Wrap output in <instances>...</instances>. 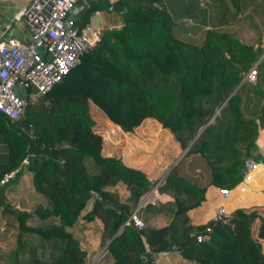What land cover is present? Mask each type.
Returning <instances> with one entry per match:
<instances>
[{"label":"trees","instance_id":"16d2710c","mask_svg":"<svg viewBox=\"0 0 264 264\" xmlns=\"http://www.w3.org/2000/svg\"><path fill=\"white\" fill-rule=\"evenodd\" d=\"M225 1L235 13L254 0ZM108 5L120 13L121 26L102 30L80 63L29 103L22 118L0 115V137L7 147L0 179L14 171L0 184V264H86L75 235L78 219L100 222L99 245L108 264H155V256L168 251L187 264H264L259 241L264 240V209L235 206L216 221L200 224H192L188 215L204 200L208 185L234 190L243 180L244 159L264 163L257 151L264 117V47L259 41L242 43L224 29L189 38L187 33L198 28L180 20L196 14L205 20L207 11L197 0H92L76 25ZM254 64L255 82H241ZM89 103L123 131L154 119L180 149L188 146L185 155L203 160L206 184L174 165L158 185L173 201L139 209L163 214V226L123 225L151 182L119 158L100 154ZM22 169L30 174L36 195L29 209L16 207L8 195ZM118 182L128 191L124 199L108 188Z\"/></svg>","mask_w":264,"mask_h":264},{"label":"crops","instance_id":"0c3cea01","mask_svg":"<svg viewBox=\"0 0 264 264\" xmlns=\"http://www.w3.org/2000/svg\"><path fill=\"white\" fill-rule=\"evenodd\" d=\"M29 0H0V43L7 42L9 40L15 42H25L29 40V34L25 28L22 20L19 17L20 9ZM114 1V0H113ZM198 4L207 11L206 18L196 14L193 18L181 19V22H185L190 26H195L196 29L194 33L188 32L187 36L189 38H194L196 33L202 32L204 30H229L233 32L234 36L245 44H254L259 41V45L264 47V0H254L249 6H246L244 10L239 12H232L225 0H197ZM255 6L257 23L260 24L261 35L258 36L253 43L246 42L248 39L247 27L250 22V15H253V9ZM82 15V14H81ZM80 15V16H81ZM95 15V21L99 27L103 29L108 28H118L121 26L122 22L118 18V14L114 10L101 9L94 11L90 16ZM75 22L80 18L76 19L73 16ZM88 18V19H89ZM203 20L200 22V20ZM262 22V23H261ZM202 23V24H200ZM247 26V27H246ZM263 56V55H262ZM261 56V57H262ZM90 108H92V103H90ZM94 107V106H93ZM90 109V110H91ZM91 114V113H90ZM152 139H149L151 141ZM156 143L161 142L160 139H153ZM174 140V139H173ZM142 139H102L101 138V149L100 154L104 157L109 156V154L119 152L116 156H121L123 164L128 167L139 169L146 176H156L161 170L171 165V160H169L168 150L162 152L158 156V163H154L157 157H151L142 159L139 154ZM116 142V143H115ZM175 142V141H174ZM155 143V144H156ZM118 144V145H116ZM148 150H152V146ZM176 143L171 147L175 150ZM163 150L166 147H162ZM257 151L261 155L264 161V117H263V127L260 129L258 141H257ZM193 156V155H192ZM196 156V155H194ZM198 157V156H196ZM7 160V147L0 137V166H2ZM152 162V163H151ZM261 164V163H260ZM192 169V168H191ZM194 171H199L198 167H194ZM187 173V172H186ZM30 174L22 169L17 176L16 182L13 184L14 193H9L8 195H13L17 193L19 195L20 202L25 209H29L33 206L29 205L32 199L35 201V192L29 185ZM194 181V180H193ZM195 182V181H194ZM199 184V183H197ZM204 185V184H199ZM242 189V192L240 191ZM233 192V193H232ZM124 195H122V194ZM160 201L156 204L158 205H169L173 200L170 199V195L164 192H160ZM240 195L238 198L237 195ZM120 195L125 198L128 192L123 193L120 191ZM234 196L235 198H223L219 189L208 185L205 188L204 200L195 208L188 211L190 221L192 224H200L204 221L212 218L215 210L222 206L224 211L228 208L233 207H247L251 205H256L258 209H264V166H259L257 164L256 168L251 172L248 179L242 181V183L235 186L234 190H230L228 196ZM15 206L20 208L19 201L14 202ZM30 206V207H29ZM89 207V206H88ZM86 207V208H88ZM142 220L146 223L145 225L150 227H161L165 224L166 219L163 214L154 213L148 214L147 212L140 211ZM78 230H75V235L78 238L80 245L86 252V264H108L109 261L105 258L103 246L99 245V234H100V222L98 220H93L87 224H82L81 220L78 219ZM259 222L255 220L252 223V230L254 236H256L257 228ZM260 242L264 240L259 239ZM264 249V248H263ZM155 264H187L182 260L177 254L172 252H163L155 256Z\"/></svg>","mask_w":264,"mask_h":264},{"label":"built area","instance_id":"2783aa9c","mask_svg":"<svg viewBox=\"0 0 264 264\" xmlns=\"http://www.w3.org/2000/svg\"><path fill=\"white\" fill-rule=\"evenodd\" d=\"M87 1L29 0L20 9L19 17L28 31L29 40L25 42L9 40L0 43L1 116L10 121L22 118L29 103L37 100L60 82L80 63L81 56L99 42L102 28L96 23L95 15L81 26L76 25L74 18L66 17L75 3L83 4ZM106 1L110 4L113 0ZM106 9L112 10L111 5ZM37 47L43 49L42 55L36 51ZM255 68L256 64L244 73L243 79L246 82H255ZM22 163L27 164V161L24 159ZM257 164L254 159H244L243 180L249 178V174ZM13 174L14 171L4 174L0 184ZM219 191L223 198L228 197L229 190L219 189ZM160 196L157 186L152 187L140 197L123 225L144 227L145 224L138 210L146 204L154 205L159 202ZM224 214V208L220 206L211 219L216 221ZM200 238V235L196 237L198 241ZM103 250L105 252L104 248Z\"/></svg>","mask_w":264,"mask_h":264},{"label":"rangeland","instance_id":"374dc122","mask_svg":"<svg viewBox=\"0 0 264 264\" xmlns=\"http://www.w3.org/2000/svg\"><path fill=\"white\" fill-rule=\"evenodd\" d=\"M252 7H254V9H253L254 16L250 15L249 25H248V27L246 26L247 27L246 32L248 34V39H246V42H249V43L255 42L256 38L262 34L261 33L262 29L260 28V24L257 23V20L260 17L256 18L255 6H252ZM116 13L118 14V18L121 20L120 13L119 12H116ZM262 13H264V11ZM243 81H245V80L242 77L241 82H243ZM93 106H92V108L94 110H92L90 108L91 107L90 103L88 104V111H89V114L91 113L90 116L93 120L92 130L95 133H97L102 139H142L140 146H138V147L145 148V150L139 149V154H137V155H140L142 157V159L148 158L149 156H151L153 158L157 157V158H154L155 164L158 163V156L162 152L168 150L167 153H169V160H171V165H169V167H166L164 170H161V172L156 176H148L147 175V178L151 182V186L149 187L148 191H150V189L154 186H157V190H158L159 183L162 181V179L166 176L168 171L174 165H177L180 172L187 175L191 180H194L196 183L206 184V182L208 181V170H207L206 166L204 165L203 160L200 157H196V156H192V155H185L184 153L186 151H184V149L182 150L179 148L178 144L176 142H174L171 133L167 129L162 128L157 121H155L154 119L147 118V119L142 120V122H140V124L138 126L134 127L133 129H131L129 131H123L117 125H115L110 120H108L107 117L102 113V111H100L95 105H93ZM149 139H152V140L149 141ZM153 139H160L161 142L156 143ZM153 142H154V145L152 146V150H148L149 148H151L150 145L153 144ZM174 143H176L175 150H172L171 147L174 145ZM116 145H118V144H116ZM164 146L166 147L165 150L162 149V147H164ZM118 153L119 152L115 151V153L109 154V156L119 158L121 160V156H116ZM109 156H106V157H109ZM121 162H122V160H121ZM195 166L199 168L200 172L194 171ZM259 166L260 167L264 166V163H261V164L259 163ZM249 175H251V173ZM11 178H13V176ZM242 181H244V180H242ZM242 181L240 183H242ZM108 188L116 190L120 199H124L120 195V191H122L124 193L126 189L121 183L118 182L112 186H108ZM240 191L242 192V189H240ZM126 192H128V191L126 190ZM147 192H145V193H147ZM229 192H230V190H229ZM122 195H124V194H122ZM239 196L240 195L238 194L236 197L238 198ZM18 197H19V195L16 193L14 197H11L10 202L14 204V202L19 201V200H17ZM230 197H232V196H229V198ZM171 198L173 200V197L170 195V199ZM34 203L35 202L32 199V202L29 205H32ZM149 205H151V204H149ZM20 208H25V207L20 205ZM138 214L140 215V210H138ZM77 222H76V225H78ZM144 224H146V223L144 222ZM251 229H252V226H251ZM252 233H253V230H252ZM253 236H254V234H253ZM260 243H261V248L263 250L264 242H260ZM7 247H9V246L7 245Z\"/></svg>","mask_w":264,"mask_h":264},{"label":"water","instance_id":"95a60500","mask_svg":"<svg viewBox=\"0 0 264 264\" xmlns=\"http://www.w3.org/2000/svg\"><path fill=\"white\" fill-rule=\"evenodd\" d=\"M91 2L92 0H88L86 3L83 4L75 3L72 6V8L69 10V12H67L66 17L71 19L74 16L76 19H78L80 15L83 14L88 9ZM36 51L41 55L43 54V49L41 47H37ZM187 147L184 149V151H186Z\"/></svg>","mask_w":264,"mask_h":264}]
</instances>
